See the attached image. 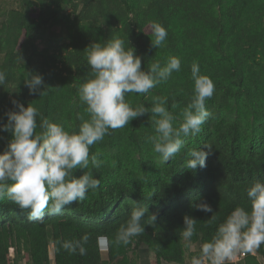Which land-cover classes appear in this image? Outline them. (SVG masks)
Listing matches in <instances>:
<instances>
[{"label": "trees", "instance_id": "16d2710c", "mask_svg": "<svg viewBox=\"0 0 264 264\" xmlns=\"http://www.w3.org/2000/svg\"><path fill=\"white\" fill-rule=\"evenodd\" d=\"M0 17V71L6 73L0 86V123L6 122L5 113L16 99L78 131L81 118H89L79 96L91 76L84 50L114 37L123 39L126 48L134 46L145 70L157 61L163 66L171 56L181 60L180 70L166 82L146 94H127L133 107L150 108L153 97H167L178 126L193 95L191 65L198 63L215 84L206 101L213 116L168 163L161 162L148 139L155 135L149 113L122 129H110L91 146L90 155L99 153L101 166L90 165L87 171L100 185L62 214L46 212L42 222L31 221L14 203L0 200V264H20L23 259L27 264H51L50 245L55 264H148L144 256L149 252L155 254L154 264H191L235 207L250 209L247 189L258 179L264 181V0H23L20 8L2 10ZM153 23L168 32L160 48L151 46ZM39 39H44L42 48ZM30 71L42 74L47 84L39 96L24 84ZM10 139V132L0 131V151ZM204 143L213 147L206 167L186 169L188 152ZM198 200L212 206L214 222L211 213L190 206ZM136 206L148 207L142 223L150 221L151 213L157 219L129 244L106 249L104 259L101 250H106L98 247L97 237L113 238ZM185 214L197 218L192 251L180 236ZM86 233L90 239L85 255L63 249L64 241ZM260 256L264 244L237 264H263Z\"/></svg>", "mask_w": 264, "mask_h": 264}, {"label": "clouds", "instance_id": "9594fccd", "mask_svg": "<svg viewBox=\"0 0 264 264\" xmlns=\"http://www.w3.org/2000/svg\"><path fill=\"white\" fill-rule=\"evenodd\" d=\"M167 36L161 23L152 24L153 48L164 46ZM84 51L91 76L79 88V96L87 106L89 118H81L78 131H69L63 123L43 117L36 106L31 103L25 106L16 99L12 100L14 108L5 113L6 122L0 123V131L11 133L6 148L0 151V200L6 198L14 203L31 221L42 222L46 212L48 215L62 214L69 205L84 200L89 190L99 187L100 180L87 171L90 165L92 168L101 166L99 153L90 155V148L102 141L110 129H122L150 113L154 118L155 135L148 139L161 162L168 163L181 152L186 139L198 135L202 125L213 116L206 108V101L213 96L215 84L200 72L198 63L191 65L193 95L182 109V119L177 126V117L167 107V97H153L149 108L144 104L133 107L126 95L146 94L166 82L173 72L180 70L179 57H169L163 66L158 61L151 63L145 70L134 46L126 48L125 41L119 37L104 44L92 42ZM5 82L6 73L0 71V86ZM24 84L30 94L38 96L47 85L42 74L34 71L29 72ZM212 150V145L207 143L191 149L185 168L195 171L198 167H206ZM76 169L84 171L77 176ZM247 196L250 209L235 207L218 225L212 239L202 243L198 255L191 258V264H229L237 254L254 253L264 244V181H254L247 189ZM190 206L211 213L209 218L213 222L217 219L212 206L205 200L193 201ZM146 213H149L147 206L134 207L113 238L97 237L98 247L106 250L112 245L129 244L132 238L145 232L146 224L157 219L156 214L151 213L150 221L142 223ZM196 223L197 218L192 215L183 216L180 236L188 247H191ZM89 239L86 233L80 239L64 241L62 247L69 253L78 251L83 256ZM50 257L51 264H55L54 253Z\"/></svg>", "mask_w": 264, "mask_h": 264}, {"label": "rangeland", "instance_id": "374dc122", "mask_svg": "<svg viewBox=\"0 0 264 264\" xmlns=\"http://www.w3.org/2000/svg\"><path fill=\"white\" fill-rule=\"evenodd\" d=\"M33 1H35V0H33ZM22 2H23V0H0V14H1V11L2 10H11V9H18V8H20ZM69 11L70 10H68V12ZM38 44H39V47L40 48L44 47L45 46L44 39H39ZM2 58H3V55L0 54V61L2 60ZM192 248H195V246L194 245H191V247H190L189 250L192 251L193 250ZM134 253L135 252H131V254H134ZM50 254L53 257V247L52 246H50ZM238 255L240 256V254H237L233 258V260L230 261V262H233V264H237V262H238ZM102 256H103L104 259H107V250L106 251L102 250ZM144 257L146 259H148L147 260V262L149 261L148 264H154L155 254L153 252H149L148 254H145ZM260 259H261V262L264 264V256H260ZM20 264H27L26 263V260L23 259ZM164 264H169V263L164 262Z\"/></svg>", "mask_w": 264, "mask_h": 264}, {"label": "built area", "instance_id": "2783aa9c", "mask_svg": "<svg viewBox=\"0 0 264 264\" xmlns=\"http://www.w3.org/2000/svg\"><path fill=\"white\" fill-rule=\"evenodd\" d=\"M10 257L13 259L15 257V253H14V248H10V253H9ZM246 254H240V256H238V258H242L244 257Z\"/></svg>", "mask_w": 264, "mask_h": 264}]
</instances>
